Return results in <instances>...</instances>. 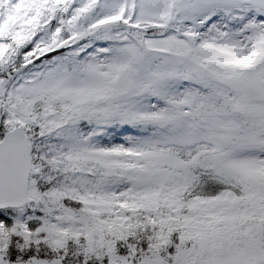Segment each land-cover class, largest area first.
<instances>
[{
  "label": "snow or ice",
  "instance_id": "1",
  "mask_svg": "<svg viewBox=\"0 0 264 264\" xmlns=\"http://www.w3.org/2000/svg\"><path fill=\"white\" fill-rule=\"evenodd\" d=\"M0 264H264V0H0Z\"/></svg>",
  "mask_w": 264,
  "mask_h": 264
}]
</instances>
